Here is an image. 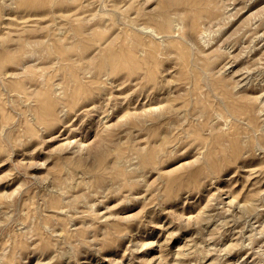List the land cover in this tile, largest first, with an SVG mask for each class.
<instances>
[{
    "label": "rangeland",
    "instance_id": "obj_1",
    "mask_svg": "<svg viewBox=\"0 0 264 264\" xmlns=\"http://www.w3.org/2000/svg\"><path fill=\"white\" fill-rule=\"evenodd\" d=\"M0 264H264V0H0Z\"/></svg>",
    "mask_w": 264,
    "mask_h": 264
},
{
    "label": "bare ground",
    "instance_id": "obj_2",
    "mask_svg": "<svg viewBox=\"0 0 264 264\" xmlns=\"http://www.w3.org/2000/svg\"><path fill=\"white\" fill-rule=\"evenodd\" d=\"M252 226V225H251ZM260 232V231H259ZM255 233V232H254ZM258 233V232H257ZM255 235V234H254ZM256 247V246H255ZM256 249V248H255ZM257 250V249H256ZM254 251V250H253ZM240 262V261H239Z\"/></svg>",
    "mask_w": 264,
    "mask_h": 264
}]
</instances>
